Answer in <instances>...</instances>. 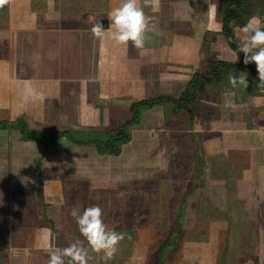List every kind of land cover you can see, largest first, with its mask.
I'll list each match as a JSON object with an SVG mask.
<instances>
[{"label":"crops","instance_id":"0c3cea01","mask_svg":"<svg viewBox=\"0 0 264 264\" xmlns=\"http://www.w3.org/2000/svg\"><path fill=\"white\" fill-rule=\"evenodd\" d=\"M121 3L15 0L0 9V122L8 123L5 128L20 120L26 125L72 123L96 131L113 129L129 118L133 101L160 94L177 98L195 71L208 69L204 52L215 60L239 62L221 31V0H160L156 13L144 6L155 31L143 50L108 38L98 40L91 32L98 18L108 19ZM256 21L264 30V9L243 24H230L231 41L238 48L245 39L242 27ZM108 23L106 30L109 19ZM229 74H247L249 86L222 87L220 82L229 83ZM257 83L255 63L240 64L195 100L205 115L200 123L194 113L195 129L190 131L193 139L201 140L200 151L208 160V189L195 196L193 221L174 259L166 264H264V88ZM62 115L69 120L58 121ZM2 133L0 126V264H48L50 251L61 248L59 238L67 246L83 241L69 213L88 207L80 187L88 185L69 177L66 169L63 181L48 176L38 182L44 171L38 170L37 159V176L21 180L20 168L31 159L24 160V155L33 158L34 151L45 149L21 137L3 140ZM5 141L7 153L14 155L3 163ZM160 183L175 188L172 180ZM170 192L127 204L123 199L129 193L111 198V228L123 232L125 239L111 260L90 251L89 264H149L178 209ZM41 205L52 227L64 232L39 223ZM83 246L88 247L86 241Z\"/></svg>","mask_w":264,"mask_h":264},{"label":"rangeland","instance_id":"374dc122","mask_svg":"<svg viewBox=\"0 0 264 264\" xmlns=\"http://www.w3.org/2000/svg\"><path fill=\"white\" fill-rule=\"evenodd\" d=\"M208 53L209 52L203 53L205 58L204 61L210 62L212 57ZM220 83L222 87H228L230 85L228 81H222ZM198 104L199 103L195 102L192 108L194 113L198 114V121L201 123L202 120L200 119L204 117L205 111L202 107H199L200 105ZM171 106L172 104L170 103L162 102L152 108L144 109L141 112L139 121L131 128L130 140L122 145L118 156L99 154L93 145L88 143L77 144L69 138L70 134L75 137L84 138L93 135L101 137L102 133H106L110 129L96 131L90 128L75 127L72 123H67L68 125H28L29 129L46 128L43 130L53 129L58 132L69 131V133L60 134L55 144L51 147L52 149L48 152L46 148L41 145L42 148L45 149V152L43 150H41L43 151L41 153L34 151V153H32L34 156L33 158L31 155H24V160L31 159L28 164L26 163V168H20L24 170V172L20 173V176H23L20 179L29 180L34 175L37 176V166L34 164L36 159L37 164H39L38 170L42 169L44 171L42 172L43 174H38L40 176L39 178L37 177L38 182H42L48 176L53 180L63 181V177L65 176L64 169H66L67 172L69 170L67 173L69 177L75 179L77 182L87 183L88 186H80L83 192L82 196L86 197L85 202H87L88 207L99 206L102 208L104 222L110 228L112 219L111 198L129 193V197L123 199L127 204V202L143 201L144 197L147 195H157L158 197L160 195L165 197L167 193L169 194L171 193L170 191H172L173 197L175 196L177 199V201L174 199L172 205L175 204V208H177L183 202L185 218L183 221V232L178 236L174 246L168 250L169 253L166 256L163 255V260L168 256L167 258L169 259L167 260L171 262L176 255L177 247L183 239L187 227L193 221L194 215H192V212L195 210V196L198 192L207 191L208 189L206 178L208 171L205 170L208 166V160L204 153L200 151L201 140L198 143L197 140L193 139L190 131L192 128L195 129L193 124L195 122L194 114L191 118L184 110L172 112ZM54 111L59 110L54 109ZM63 111L66 116L69 115V110ZM66 116L62 115L59 118L57 117V119L58 121L60 118L69 120ZM192 124L193 126L191 127ZM206 133L207 132L201 133L202 137ZM2 134L3 140L7 137L11 139L24 137L18 129L14 127L3 128ZM5 143H3L2 148L3 163L7 161V159H11L12 155H14V153H11L12 155L10 157L7 153V141H5ZM24 149L27 150L26 147ZM19 150L20 149H18V151ZM198 154L199 156L196 157H200L199 161L203 162L202 164L204 166L201 172H199L195 164H193L195 159L197 160L195 155ZM29 164H31V166ZM30 169H34V173H31ZM49 172L50 175L48 174ZM6 175H8L7 170L4 173V176ZM4 178L5 177H3V179ZM162 179L174 181L175 188L167 189L164 186L160 187L162 186L160 183ZM191 180L192 182H190ZM189 183H191V186L188 187ZM220 193L223 195L225 191ZM147 198L149 199V197ZM43 211L44 209L41 205L39 207L41 215L39 223L43 226L50 224L52 227V223L46 219V213L44 214ZM173 213L171 223L166 232L172 228L176 210ZM52 229L53 232H64V230L58 229H56L58 230L56 231L54 227H52ZM58 241L57 245H59L61 249L64 248L62 246L63 241L60 238ZM165 241L166 239L163 240L161 244ZM157 248H159V246ZM151 263L152 261L150 260L149 264Z\"/></svg>","mask_w":264,"mask_h":264},{"label":"clouds","instance_id":"9594fccd","mask_svg":"<svg viewBox=\"0 0 264 264\" xmlns=\"http://www.w3.org/2000/svg\"><path fill=\"white\" fill-rule=\"evenodd\" d=\"M15 0H0V9L12 6ZM144 6L151 8L153 13L159 12L160 0H122L119 7L114 8L109 14L110 27L106 30L102 23L96 22L91 27L93 36L103 41L108 38L117 45H123L143 50L146 41L151 39L149 33L155 31L153 17L144 11ZM245 39L240 44V51L244 53L245 65L254 62L258 73L257 87L264 88V30L255 24L248 23L241 29ZM238 59L236 56L235 61ZM233 61V62H235ZM229 83L233 89L249 86L247 74L234 76L229 74ZM235 96L236 93L232 92ZM101 99H109L102 95ZM76 221L82 240H76L67 247L50 251L48 264H89L92 259L90 251L103 254L105 261L114 258L118 246L125 239L123 232L110 228L103 219V210L99 206L86 207L83 211L73 208L69 213ZM84 241L88 247H84Z\"/></svg>","mask_w":264,"mask_h":264},{"label":"trees","instance_id":"16d2710c","mask_svg":"<svg viewBox=\"0 0 264 264\" xmlns=\"http://www.w3.org/2000/svg\"><path fill=\"white\" fill-rule=\"evenodd\" d=\"M223 6L222 14V27L221 31L224 37L227 39L229 46L236 51L239 56V62L228 63L221 60H215L212 58L209 62V67L206 72H197L195 71L185 88L182 90L180 95L175 98L171 95H157L149 99H141L133 101L129 105L130 117L126 119L122 124L116 126L113 129H110L106 133H102L100 136H90V137H75L70 134V140L74 141L77 144L88 143L95 147V150L99 154L105 155H118L120 154L121 147L124 143L130 140L131 128L135 125L139 119L141 112L146 108H152L157 104L170 103L172 104V112L184 110L192 118L194 110L192 108L195 100L205 92L209 84L215 83L221 79L222 75L226 73L231 68L238 69L240 64H243L244 53L239 50L237 45L231 41L233 36L232 30L230 27L231 23H244V19L250 15H254L258 9H264V0H221ZM245 66H248L245 65ZM8 125L7 122H0V126L5 128ZM10 127L17 128L18 131L24 136V140H33L45 148H50L55 144V141L58 137L63 134L69 133V131H56V130H43V129H29L28 125L24 121L17 120L11 123ZM92 135V134H91ZM197 150V149H196ZM199 156L198 155H195ZM195 164L196 169L201 172V169L204 168L203 162H200V157H196ZM192 182V180L190 181ZM191 186V183L188 184V187ZM184 203L182 202L176 211L172 228L168 231V240L159 246L156 249L154 254L151 256V264H166L169 262V258H165L169 253V249L174 246L175 241L178 239V236L183 232V221H184ZM63 247H67L65 242H62ZM164 255V256H163ZM150 263V262H149Z\"/></svg>","mask_w":264,"mask_h":264},{"label":"water","instance_id":"95a60500","mask_svg":"<svg viewBox=\"0 0 264 264\" xmlns=\"http://www.w3.org/2000/svg\"><path fill=\"white\" fill-rule=\"evenodd\" d=\"M98 22L102 23L104 28H107L109 23H108V19L104 18V17H100L97 19Z\"/></svg>","mask_w":264,"mask_h":264}]
</instances>
